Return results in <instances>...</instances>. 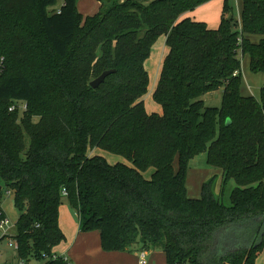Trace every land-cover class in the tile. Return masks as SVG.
<instances>
[{"label": "trees", "instance_id": "obj_1", "mask_svg": "<svg viewBox=\"0 0 264 264\" xmlns=\"http://www.w3.org/2000/svg\"><path fill=\"white\" fill-rule=\"evenodd\" d=\"M76 1L0 0V181L19 212L18 255L68 264L50 257L65 239V199L104 251L154 248L165 264H255L263 252L264 264V98L240 88L244 56L264 74V0H240L238 19L223 0L216 28L182 17L209 0H97L85 17ZM160 36L156 113L143 102L144 62ZM220 88V106H205L201 97ZM14 100L27 109L9 111ZM203 151L220 189L212 176L190 197L188 161Z\"/></svg>", "mask_w": 264, "mask_h": 264}, {"label": "rangeland", "instance_id": "obj_2", "mask_svg": "<svg viewBox=\"0 0 264 264\" xmlns=\"http://www.w3.org/2000/svg\"><path fill=\"white\" fill-rule=\"evenodd\" d=\"M88 1V6H87ZM94 0H85L84 6L77 1L78 10L81 12L82 10H92L91 4ZM62 0H57V5H59ZM96 2V1H95ZM229 4L232 7V14L236 18L238 17V11L240 8V0H229ZM221 5L222 0H209L199 6H197L193 11V14L197 17L203 19L209 26H216L219 15L221 14ZM160 43H158L151 51V56L147 60L145 69L149 75V83L147 86V92L143 96V102L145 104L156 105L157 103L153 100L152 94L150 93L153 88L154 81V73H153V62L159 60L160 57ZM241 73H242V82H241V92L243 94H251L254 96H260V89L264 86V74L261 73H252L248 67V57L244 56L242 58L241 64ZM221 96H222V88L208 92L204 94L201 98L204 102L205 106L219 107L221 104ZM158 105V104H157ZM27 142V141H26ZM89 154H99L102 155L109 163H114L117 161L128 162L120 155L112 154L110 152L103 151L101 149L95 148L92 151H89ZM214 177L212 185L214 186V193L218 194L220 189V172L217 169L209 167L206 163V152H201L191 158L188 161L187 175H186V189L187 194L190 197H198L201 192V185L204 181H206L210 177ZM0 186L2 188V199H1V208L4 211L6 217L10 221V226L8 228V234L14 235L15 233V221L19 215V212L16 210L13 204V196L12 193L6 191L4 183L0 181ZM235 186V182L233 179H230L224 187L223 194L221 196V201L225 205H229V193L231 189ZM59 216L60 222L68 229L75 228V224L78 222V218L73 212V210L68 206L65 199L62 200L60 208H59ZM75 220V222H74ZM75 223V224H74ZM250 228L247 227V234ZM2 232L0 231V236ZM8 237H3L0 239V261L3 259H8L14 253L13 244L9 243ZM237 242V241H236ZM229 243H233V239L231 238ZM66 241L65 239L53 246L52 252L60 253L63 247H65ZM242 244V243H240ZM73 248V247H72ZM135 251V250H133ZM140 251H147L144 249L137 250V255L141 254ZM154 252H160L156 249H149L146 254L145 263L144 264H164L160 260L159 256L154 255ZM263 252H259L255 259V264H260L262 262ZM68 264H78L73 261H69ZM141 264V263H139Z\"/></svg>", "mask_w": 264, "mask_h": 264}, {"label": "crops", "instance_id": "obj_3", "mask_svg": "<svg viewBox=\"0 0 264 264\" xmlns=\"http://www.w3.org/2000/svg\"><path fill=\"white\" fill-rule=\"evenodd\" d=\"M79 3L82 4V7L84 6L85 0H77ZM76 1V6L78 9ZM96 1V2H95ZM144 2H147L149 0H142ZM223 1V0H222ZM88 1H87V6H88ZM222 6V5H221ZM91 7L93 8L92 10H82L80 13L85 17L87 15H92L95 12H97L99 8V2L97 0H94L93 3L91 4ZM240 9V8H239ZM193 10L186 12L182 15V17H190L191 19L198 20V21H203L200 17H197L193 14ZM239 14V11H238ZM221 15V14H220ZM220 15H219V20L213 27L209 26L210 28H216L219 24L220 21ZM239 16V15H238ZM238 19V17H237ZM252 39L257 40V36H253ZM160 43V57L159 60L153 62V73H154V81H153V88L157 82L159 72H160V66L162 59L164 55L167 52V46L165 45V37L160 36L157 38L155 43L152 45V49ZM151 52L149 57L145 60L144 62V67L146 65L147 60L150 58ZM149 76V75H148ZM152 88V90H153ZM152 90L150 93H152ZM261 90V89H260ZM258 98V96H255ZM144 106L148 112L154 111L156 113H161V107L160 105H150V104H145ZM60 208V207H59ZM75 222V220H74ZM58 224L60 229L62 230L63 234L65 235V247L61 250L60 253H56L59 255H63L67 258L68 262L75 260L78 264H139L138 259H139V254L137 255V250H141L138 246L134 247L135 251H104L101 246H100V241H99V234L97 231H81L79 229V221L75 224V228L73 229H68L66 228L61 222H60V216H58ZM73 247V248H72ZM147 253V251H145ZM55 253V252H54ZM156 256H159L160 260L162 263L165 264L164 262V256L162 252H154L153 253ZM146 258V254H145ZM146 261V260H145ZM261 264V262H260Z\"/></svg>", "mask_w": 264, "mask_h": 264}, {"label": "built area", "instance_id": "obj_4", "mask_svg": "<svg viewBox=\"0 0 264 264\" xmlns=\"http://www.w3.org/2000/svg\"><path fill=\"white\" fill-rule=\"evenodd\" d=\"M4 69V57L0 56V76L3 72ZM261 92H262V97L264 98V86L261 87ZM18 110L19 113H22L23 111H25L27 109V103L24 100H14L8 107L9 111H13V110ZM262 126L264 128V118H263V122H262ZM10 226V221L9 219L6 217V215L0 219V231L2 232L1 236L4 237H8L9 238V243L13 244L14 247V253L10 256V258L8 259H3L0 261V264H40L42 262V260L37 259V258H24L18 255L17 253V241L8 234V228ZM141 254H139V259L138 262L141 264L145 263V252L144 251H140ZM56 253H52L51 254V258L55 259L57 257ZM63 256V255H61ZM43 258H49V256H43ZM64 259H67L65 256H63Z\"/></svg>", "mask_w": 264, "mask_h": 264}, {"label": "water", "instance_id": "obj_5", "mask_svg": "<svg viewBox=\"0 0 264 264\" xmlns=\"http://www.w3.org/2000/svg\"><path fill=\"white\" fill-rule=\"evenodd\" d=\"M231 17V13L227 15V18L230 19ZM114 71V69H107V70H104L102 71L97 77H95L94 79H92L90 82H89V85L91 87H96L98 86L103 80L104 78L112 73Z\"/></svg>", "mask_w": 264, "mask_h": 264}]
</instances>
